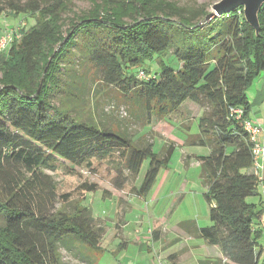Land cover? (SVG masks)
<instances>
[{"label":"trees","instance_id":"1","mask_svg":"<svg viewBox=\"0 0 264 264\" xmlns=\"http://www.w3.org/2000/svg\"><path fill=\"white\" fill-rule=\"evenodd\" d=\"M75 1L0 0V15L34 20L16 29L0 52V264H70L63 251L97 264L105 252L104 228L84 202L111 193L80 171L123 192L148 160L141 187L132 189L141 197L170 162L174 143L155 153L153 135L135 139L117 124L98 121L97 103H84L89 84L116 91L139 128L186 102L206 108L197 133L187 134L182 145L209 151L196 159L210 226L187 221L179 228L219 249L222 258L202 264H264L262 202L247 201L259 195L252 151L264 145L260 136L254 144L245 128H262L250 120L247 91L264 78V4L256 35L241 8L204 23V5L78 0L89 8L77 12ZM75 105L90 116L74 112ZM45 171L76 177L79 184L61 193ZM178 259L174 253L166 261Z\"/></svg>","mask_w":264,"mask_h":264},{"label":"rangeland","instance_id":"2","mask_svg":"<svg viewBox=\"0 0 264 264\" xmlns=\"http://www.w3.org/2000/svg\"><path fill=\"white\" fill-rule=\"evenodd\" d=\"M170 1L178 2L180 5H204L207 11L211 12V7L220 0ZM88 8L87 2L75 1L77 12ZM209 21H204V23ZM32 25H34V20L30 16H16L6 11L0 15V37L7 30L12 32L15 29H28ZM170 58L167 57L165 61L175 69L178 63ZM260 81L261 79L256 81L258 89L261 86ZM256 82L247 91V98L251 103L257 94ZM87 91L88 93L83 96L84 103L91 105L97 103L93 112L98 121L104 122L105 125L117 124L121 130L126 129L127 134L133 135L135 139L143 135H153L155 153H158L164 144L174 143L175 146L167 168L159 172L154 186L145 196L139 197L132 189L138 190L141 187L148 168V160L144 161L136 180L129 183L123 192L113 190L101 177H93L80 171L85 178L96 182L103 190L111 193L110 199H102L101 192H97L84 202V206L90 208L97 223L104 228L101 244L105 252L102 257L98 255L97 264H147V261L151 260L153 264L158 262L167 264V254L179 252L180 245L187 246L190 255L183 250L179 262L182 260L187 264H202L201 262L205 261V258L201 256L200 248L203 241L192 237L187 240L181 234L183 231L177 232L175 228H178L177 223L183 219L196 221L198 227L210 225L207 216L209 208L202 199L205 188L201 185V172L196 159L208 154L209 151L206 148L182 145L187 134L197 133V120L206 108L186 102L178 112L167 115L164 120L154 119L150 128H139L138 124L131 119V109L122 102L116 91L100 84H89ZM93 96L97 101H92ZM256 96L258 97V94ZM75 108L74 112H78L79 115H88L86 108L78 109L76 105ZM45 174L54 180L61 193L71 192L79 184L78 178L64 176L60 171L58 173L45 171ZM180 196H182L181 200H179ZM247 201L250 202L249 199ZM67 209L69 210L70 207ZM154 231L158 232L157 236L160 237L157 242L152 241ZM175 237H181V240ZM141 243H143L145 253L148 247L151 248L150 253L139 255V252H142ZM62 257L70 264H88L86 260L71 257L64 251ZM262 258H264V253Z\"/></svg>","mask_w":264,"mask_h":264},{"label":"crops","instance_id":"3","mask_svg":"<svg viewBox=\"0 0 264 264\" xmlns=\"http://www.w3.org/2000/svg\"><path fill=\"white\" fill-rule=\"evenodd\" d=\"M260 83H261V86H259V89H258L257 88L258 84L256 82V89L255 90H256V93L258 94V97L256 96L257 95L256 94L254 96V101L252 100V105H253L252 108H254L255 110L251 111L252 115L250 116V120H252L253 125H257V124L261 125L262 133L260 135V141H261V144L264 145V78L261 79ZM257 162H258V167L257 168L254 167L253 169H254L255 174L258 176V178L260 180V184L258 186L259 195L252 198V199H249V200L251 203H254V204H257L260 200V202H262V208H263V212H264V162L261 159H258ZM181 199H182V196L179 197V200H181ZM202 199H203V197H202ZM187 221H193V220H191V219L181 220L179 223H177L178 228H175V231H177V232L181 231V229L179 228V224L183 223V222H187ZM194 222L196 223V221H194ZM260 223H261L260 226H262V229L264 230V213H263V216L260 218ZM196 225H197V223H196ZM208 226H210V225H208ZM204 227H206V226H204ZM181 234H182V236H184V238L186 237L187 240L191 239V237L187 236L184 232H182ZM181 234H180V236H181ZM175 238H178L181 240V237H175ZM140 247H141L142 252L140 251L139 255L146 254L147 252L145 253L143 250V243L140 244ZM195 248H197V246ZM200 248H201V253H202L201 256L203 258H205V260H213V259H217V258H222L221 253L217 247L207 246L204 243V241H203V245H201ZM203 248H205V249H203ZM183 250L189 254L188 247L180 245V251L179 252L168 253L166 257H168L169 255L174 254V253H179V259H180ZM150 251H151V248H150ZM179 259H178V264H187L186 261L183 262L182 260H180V262H179ZM147 264H153L152 260L147 261Z\"/></svg>","mask_w":264,"mask_h":264},{"label":"water","instance_id":"4","mask_svg":"<svg viewBox=\"0 0 264 264\" xmlns=\"http://www.w3.org/2000/svg\"><path fill=\"white\" fill-rule=\"evenodd\" d=\"M263 4L264 0H220L211 7V12L205 17L204 21L210 20L213 16L221 17L241 8L245 22L258 35V12Z\"/></svg>","mask_w":264,"mask_h":264},{"label":"built area","instance_id":"5","mask_svg":"<svg viewBox=\"0 0 264 264\" xmlns=\"http://www.w3.org/2000/svg\"><path fill=\"white\" fill-rule=\"evenodd\" d=\"M16 34V29L11 32V30L5 31V34L0 37V52H2L8 44L11 42L12 38ZM236 114L240 115L241 112L239 110L234 111ZM246 131L249 133L251 141L256 144L258 136L261 134V129L257 126H252L250 123L245 124ZM253 156H254V167H258V159H261L264 162V147L261 145H255L253 148ZM157 264H163L161 262H158Z\"/></svg>","mask_w":264,"mask_h":264}]
</instances>
